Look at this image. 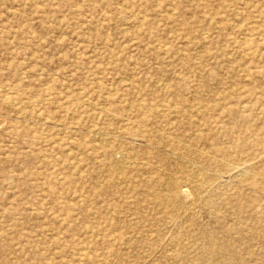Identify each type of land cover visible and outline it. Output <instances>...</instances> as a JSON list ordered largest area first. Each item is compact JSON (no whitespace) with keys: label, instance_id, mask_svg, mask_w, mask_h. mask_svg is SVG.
<instances>
[{"label":"rangeland","instance_id":"374dc122","mask_svg":"<svg viewBox=\"0 0 264 264\" xmlns=\"http://www.w3.org/2000/svg\"><path fill=\"white\" fill-rule=\"evenodd\" d=\"M263 17L0 0V264H264Z\"/></svg>","mask_w":264,"mask_h":264},{"label":"bare ground","instance_id":"6f19581e","mask_svg":"<svg viewBox=\"0 0 264 264\" xmlns=\"http://www.w3.org/2000/svg\"><path fill=\"white\" fill-rule=\"evenodd\" d=\"M174 10V9H173ZM162 13V12H161ZM221 13V12H220ZM142 18V17H141ZM264 18V17H263ZM241 19V18H240ZM243 19V18H242ZM240 23V22H239ZM203 34V33H202ZM201 34V35H202ZM200 35V34H199ZM205 36V35H204ZM207 36V35H206ZM200 37V36H199ZM182 58V57H181ZM248 60V59H247ZM167 81V80H166ZM164 82V81H163ZM162 85H163V83H162ZM164 86V85H163ZM206 92V91H205ZM222 98H220V100H221ZM2 101V100H1ZM20 103V102H19ZM100 103V102H99ZM219 106L220 108H224V107H226V104L224 103V102H218V104H216V106ZM261 105V104H260ZM99 106V105H98ZM140 106V105H139ZM241 106V105H240ZM242 108V107H241ZM230 110H228V112H236L237 113V110L235 109V110H232L231 108H229ZM182 110V109H181ZM199 110V109H198ZM220 110V109H219ZM126 114V113H125ZM86 118V117H85ZM170 121V120H169ZM95 125V124H94ZM95 127V126H94ZM93 127V128H94ZM91 128V127H90ZM99 129H101V128H99ZM89 131V130H88ZM97 131V130H96ZM102 132H105V131H102ZM107 132V131H106ZM95 133V135H96V132H94ZM101 133V132H100ZM109 133V132H108ZM115 134V133H114ZM104 135V134H103ZM102 135V136H103ZM110 135H112V134H110ZM105 136V135H104ZM115 136V135H114ZM100 137H101V135H100ZM98 138V137H97ZM101 140V139H100ZM94 141V140H93ZM98 141V140H97ZM111 144V143H110ZM125 150V149H124ZM261 151L259 152V153H256L251 159H244V158H242V157H238V158H235V159H233L232 161V163L229 165V166H225V167H223L222 168V171L219 173V175L218 176H216V178H217V180H219V178H221V176H225L226 174H229V173H231V170L232 169H238V171H240V170H242L245 174H247V173H250V177L249 178H247V180H248V184H249V186H251L252 188H263V186H262V182H259L258 180H257V178L259 177V173H257V174H255V173H252L251 171V169H252V167H253V164H254V161H255V158L256 157H259V156H263V153H264V148L263 149H260ZM121 151V150H120ZM126 153V152H125ZM222 154H224V155H226V154H228L227 155V157H229L230 155H232L231 153H229V152H227V151H223L222 152ZM120 155V154H119ZM121 155H123V153L121 154ZM130 156V155H129ZM123 157V156H122ZM121 156H120V158H122ZM127 157V156H126ZM131 157V156H130ZM181 157V156H180ZM129 158V157H128ZM128 158H125V159H128ZM186 158H188V157H186ZM132 159V158H131ZM130 159V160H131ZM121 160H123V159H121ZM206 160H208L210 163H216L217 161H218V159H206ZM145 161V160H144ZM214 161V162H213ZM122 162H124V161H122ZM146 162V161H145ZM222 162H224V161H222ZM110 163V162H109ZM121 163V162H120ZM225 163H228V160L225 162ZM124 164H125V162H124ZM122 166H124V165H122ZM122 168V167H121ZM110 171V170H109ZM237 172V171H236ZM262 173H264V167L261 169V172H260V174H262ZM143 175V174H142ZM96 176V175H95ZM115 176V175H114ZM175 176V175H174ZM233 176V175H232ZM177 178H179L178 176H177ZM176 178V179H177ZM187 178V177H186ZM185 178V179H186ZM208 182H209V186H207V190H208V193L210 192V195H214V196H216L217 198H225L226 197V193L224 192V191H219V188H217V186L215 185V186H213V182H210V178L208 177ZM245 180V179H244ZM172 181V180H171ZM264 182V181H263ZM166 184V183H165ZM174 184V183H173ZM119 186V185H118ZM184 193V192H183ZM199 194V193H198ZM167 199V198H166ZM253 200V199H252ZM212 203H214V202H212ZM188 204V203H187ZM171 206H172V204H171ZM194 214V213H193ZM112 217V216H111ZM130 217V216H129ZM128 222V221H127ZM80 250H82V249H80Z\"/></svg>","mask_w":264,"mask_h":264}]
</instances>
